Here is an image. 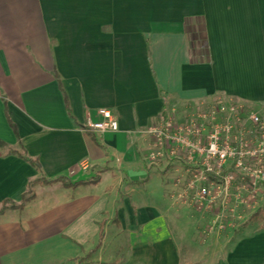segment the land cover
I'll list each match as a JSON object with an SVG mask.
<instances>
[{
	"label": "crops",
	"instance_id": "crops-1",
	"mask_svg": "<svg viewBox=\"0 0 264 264\" xmlns=\"http://www.w3.org/2000/svg\"><path fill=\"white\" fill-rule=\"evenodd\" d=\"M229 101L264 113V0H0V206L31 195L0 214V264H264L251 226L184 246L182 165L147 157L161 115ZM99 108L118 131L85 129Z\"/></svg>",
	"mask_w": 264,
	"mask_h": 264
},
{
	"label": "built area",
	"instance_id": "built-area-1",
	"mask_svg": "<svg viewBox=\"0 0 264 264\" xmlns=\"http://www.w3.org/2000/svg\"><path fill=\"white\" fill-rule=\"evenodd\" d=\"M98 113L102 118L88 119L85 129L119 130L110 109L99 108ZM145 133L152 142L149 161L179 162L186 177L180 194L192 196L198 210L223 213L232 201L250 206L263 196L264 113L245 111L241 102H220L182 117L163 114Z\"/></svg>",
	"mask_w": 264,
	"mask_h": 264
},
{
	"label": "rangeland",
	"instance_id": "rangeland-1",
	"mask_svg": "<svg viewBox=\"0 0 264 264\" xmlns=\"http://www.w3.org/2000/svg\"><path fill=\"white\" fill-rule=\"evenodd\" d=\"M164 171L162 170L161 172ZM154 178L153 182L148 186L154 193H161L164 189L167 187L171 188L172 184H174L173 174H169L168 176L157 172ZM184 187L183 185L181 186L182 190ZM181 194L180 197L183 198V202L187 205V208H185L187 212H185L186 216L182 217L185 219L182 220L183 222H180L181 226L178 229L185 234L182 236L186 244L184 246H192V249H196L195 251L210 250L212 246L216 245L217 238L227 235H240L246 230L247 226H251L247 232L264 229V194L255 204L250 206L232 201L223 213L219 210H198L192 196L184 194L182 196ZM258 210L261 212L260 219H252L251 216ZM217 217L219 220L217 224H214ZM259 235L262 236L263 234L261 233ZM111 236L105 255L106 257L114 255L115 253L117 254L119 249H121L120 246L111 244V240L114 239V234ZM190 240H193L196 244H191ZM182 251L186 253L185 249ZM183 264H192V262L184 259Z\"/></svg>",
	"mask_w": 264,
	"mask_h": 264
},
{
	"label": "trees",
	"instance_id": "trees-1",
	"mask_svg": "<svg viewBox=\"0 0 264 264\" xmlns=\"http://www.w3.org/2000/svg\"><path fill=\"white\" fill-rule=\"evenodd\" d=\"M60 83V87L62 89V83L59 81ZM65 103H66V106H67V109L69 111V113L71 114L70 112V107H69V102H68V99L67 97L65 96ZM10 124L11 126L13 127V129L15 130V132L17 133V128L15 126V124L10 120ZM0 146H6V143L2 140H0ZM11 152H16L14 150H12ZM21 157L29 160L34 166L40 168L41 165L40 163L37 161V160H34V159H31L29 158L25 153H18ZM40 181H43L44 183H52L54 181H62L64 185L66 186H77L78 184H84V183H96L98 180L96 178H91V179H88V180H81V181H76V182H71V181H67L64 177H58L56 179H46V178H41ZM31 195L28 196V194H25L23 196V201L21 204L17 205L15 204L14 202L12 201H9V200H5L2 205L0 206V214L3 213L7 208L11 207V208H21L24 206V204L30 199ZM260 210L256 211V213H254L251 217L252 219L254 220H257V219H260ZM264 218V217H263ZM103 235V232L101 231V236ZM90 255V253H89ZM111 264H116V263H111Z\"/></svg>",
	"mask_w": 264,
	"mask_h": 264
}]
</instances>
